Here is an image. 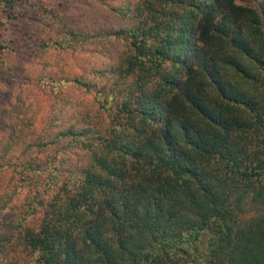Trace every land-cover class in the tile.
<instances>
[{
  "label": "trees",
  "instance_id": "trees-1",
  "mask_svg": "<svg viewBox=\"0 0 264 264\" xmlns=\"http://www.w3.org/2000/svg\"><path fill=\"white\" fill-rule=\"evenodd\" d=\"M106 8L87 106L0 130V264H264V0Z\"/></svg>",
  "mask_w": 264,
  "mask_h": 264
},
{
  "label": "rangeland",
  "instance_id": "rangeland-1",
  "mask_svg": "<svg viewBox=\"0 0 264 264\" xmlns=\"http://www.w3.org/2000/svg\"><path fill=\"white\" fill-rule=\"evenodd\" d=\"M106 1L22 0L13 9L0 3V130L16 114L26 121L33 117L32 125H23L28 132L42 129L54 106L65 105L64 100L87 106L92 94L63 77L90 80L87 72L92 67L103 66L121 50L114 38L92 37L124 24L106 8ZM236 2L254 6L258 0ZM95 80L109 84L102 77Z\"/></svg>",
  "mask_w": 264,
  "mask_h": 264
}]
</instances>
